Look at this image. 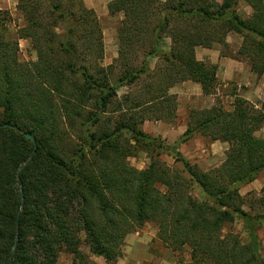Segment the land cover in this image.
<instances>
[{
  "label": "trees",
  "instance_id": "16d2710c",
  "mask_svg": "<svg viewBox=\"0 0 264 264\" xmlns=\"http://www.w3.org/2000/svg\"><path fill=\"white\" fill-rule=\"evenodd\" d=\"M17 8L25 22L18 38L30 40L36 60H19L18 40L6 37L11 15L0 9V264H56L63 251L84 259L83 242L117 264L128 234L149 222L167 248H189L191 264H264V211L246 207L240 193L264 171V138L255 134L263 109L236 96L230 110L191 112L178 144L196 133L229 144L207 171L176 146L181 167L129 162L138 149L164 147L141 126L173 117L174 84L215 94L218 68L198 60L197 47L237 34V54L264 74V0H112L108 12L123 19L108 65L101 20L85 0H19Z\"/></svg>",
  "mask_w": 264,
  "mask_h": 264
},
{
  "label": "rangeland",
  "instance_id": "374dc122",
  "mask_svg": "<svg viewBox=\"0 0 264 264\" xmlns=\"http://www.w3.org/2000/svg\"><path fill=\"white\" fill-rule=\"evenodd\" d=\"M18 2L19 0H0V9L7 10L11 15V20L7 24V39L18 40L19 60L30 62L36 60V52L30 40L18 38V29L23 27L25 23L21 12L17 8ZM104 9V6H102L99 14H97L101 16L100 20L105 38L104 64L108 65L118 56L119 41L117 29L120 25L118 23V14L112 15ZM238 11L243 16H249L251 8L241 2L238 6ZM226 42L227 45L214 44L209 48L210 52L206 53L208 56L205 55V61H203L216 65L218 71L221 70L219 76L217 72V89L215 94L212 95L213 102L211 107L221 105L224 109L230 110L233 107L235 97L240 96L264 110V74L257 75L254 73L247 61L237 54L242 44L241 36L231 34L227 37ZM203 49L207 48H202V51ZM126 90L127 88H122L121 94ZM179 103L180 101L177 100L175 114L168 120H148L142 124V130L146 134L158 138L164 147L154 146L147 150L138 149L135 155L129 158L132 166L137 169H145L153 158H159L170 166L181 167V164L175 161V155L172 150L174 146L187 161L197 166L203 165L204 169L207 168L209 170L223 163L229 148V144L226 142L212 141L207 137H203L200 133H196L189 141L178 144L182 135L176 137L172 130L174 129L178 132L182 125H187L188 127L191 112L206 108H202L200 104L197 107H190L185 100L181 102L180 108ZM161 126L172 129L171 131H168V129L164 130ZM255 134L259 138H264V122ZM208 163H211V165H206ZM240 193L244 197L246 207L251 204L257 210L264 211V207H262L264 206L262 204L264 202V171L260 173L255 181L243 185ZM193 194L198 201L203 198V193L197 185L193 186ZM232 229L234 232L239 233L244 241H248L247 233L241 223L235 224ZM228 230V228H225L224 232ZM258 235L264 255V223L258 231ZM81 236L82 238L85 237L84 234ZM81 251L84 254V259L81 258L76 261H74L72 254L64 251L60 252L56 264H107L103 257L92 254L88 245L84 242L81 244ZM117 264H191V256L189 248H185L182 252H176L163 245L157 239V226L149 222L138 231L128 234L122 246V255L118 259Z\"/></svg>",
  "mask_w": 264,
  "mask_h": 264
},
{
  "label": "crops",
  "instance_id": "0c3cea01",
  "mask_svg": "<svg viewBox=\"0 0 264 264\" xmlns=\"http://www.w3.org/2000/svg\"><path fill=\"white\" fill-rule=\"evenodd\" d=\"M112 1V0H85V3L88 7L93 8L98 14H99V10L102 6H104V8L106 9V11L108 12V8H107V4ZM243 3H245L244 1H241ZM240 2V3H241ZM246 4V3H245ZM104 9V10H105ZM120 15V16H119ZM101 16L99 15V18ZM123 19V14L119 13L118 14V23L119 25L121 24V20ZM234 34V33H231ZM230 34V35H231ZM229 35V36H230ZM236 35V34H235ZM204 48V47H202ZM201 47H197L196 48V57L198 60L200 61H205V55L208 56V54L210 51L207 49H203L202 51ZM201 49V50H200ZM215 52H219V51H215ZM118 55V54H117ZM215 61V59H214ZM213 61V62H214ZM216 62V61H215ZM221 70L218 71V76L221 74L220 72ZM198 87V88H197ZM170 93L175 94L176 97L178 96L177 100L180 101L179 105L181 108V102H183V100L186 101V103L191 107V106H196L198 104H200V106L203 107H211L212 102H213V96L212 95H205L202 91V88L200 86V84L195 83L193 81H185L182 83H177L174 84L171 88H170ZM180 108H179V112H180ZM178 112V113H179ZM148 120H146L145 122H147ZM162 129H168V131H171L172 128L170 127H166V126H161ZM187 128V125H182L180 127V131L176 132L174 129L172 130V133H174V135L177 137L178 135H182L185 130ZM206 165H211V163L206 164ZM199 167L206 171V169H204L203 165H199Z\"/></svg>",
  "mask_w": 264,
  "mask_h": 264
},
{
  "label": "water",
  "instance_id": "95a60500",
  "mask_svg": "<svg viewBox=\"0 0 264 264\" xmlns=\"http://www.w3.org/2000/svg\"><path fill=\"white\" fill-rule=\"evenodd\" d=\"M6 127H11V125H5ZM24 133V135H25V137L28 139V140H30V141H32L33 143H36V140H35V137L32 135V134H30V133H28V132H23ZM26 164V163H25ZM24 164V165H25ZM23 168V166H21L20 168H19V170H18V172H20V170Z\"/></svg>",
  "mask_w": 264,
  "mask_h": 264
}]
</instances>
